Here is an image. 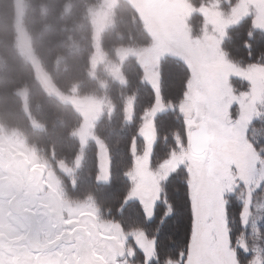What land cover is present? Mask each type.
Returning a JSON list of instances; mask_svg holds the SVG:
<instances>
[{
    "label": "rangeland",
    "instance_id": "rangeland-1",
    "mask_svg": "<svg viewBox=\"0 0 264 264\" xmlns=\"http://www.w3.org/2000/svg\"><path fill=\"white\" fill-rule=\"evenodd\" d=\"M70 1L66 0L65 2L64 10L66 12L71 8ZM124 1L137 12L144 30L150 37V42L145 46L123 45L122 43L127 41L119 33L114 37L117 39L112 40L115 47L110 48L107 53L104 50V37L107 32L116 29L117 9ZM227 3L229 0H211L204 5L195 7L191 0H91L86 9L91 27L92 44L88 76L97 84L98 90L81 93L78 85L66 89L58 87L52 76L45 70L33 46L34 33L24 24L29 2L13 0L14 46L22 57L23 63L28 62L33 71L34 80L45 92V95L55 98L63 106L64 104L70 105L74 114L78 116L77 127L73 133L70 132L78 149L75 147L76 150H72V162L67 163L64 160L51 159V156L54 157L53 151L43 152L37 148L35 142L32 143L29 140L28 130L23 124L22 116L20 119L17 118L18 124H15L16 121L9 116L8 110L3 111L1 104L8 103L10 100L6 92L3 91V86L5 87L7 82L0 76V88H2L0 93V182H7L9 178H12L23 186L38 184L48 191L59 190V195L65 203L87 212L82 214L84 217L116 225L114 234H118L122 241H126L130 246H134L137 240L143 243L146 238H149H145L143 234L150 233L149 230L145 227L135 228L133 223L130 224L124 220L122 213L130 204L137 203L141 209L140 215L147 223L144 207L146 183L150 177L158 175L161 167L172 158L173 152L167 161H162L158 166H155L153 162L155 146L159 137L156 120L162 114L178 109L182 102L175 105L162 100L161 62L171 58L184 66L175 48L166 44L165 39L173 35L190 36L194 41L209 48L216 60L238 69L248 70L264 64V58L258 59L261 55L264 57V42L258 41V36H264V0H235L233 6L225 8ZM198 18L202 20L200 33L194 35L191 21ZM240 25H243V30L251 28V33L247 32L249 37L247 44L245 48L243 47L247 52L243 56L239 55V58L246 59V64L230 60L223 48L230 30ZM196 26L198 28V25ZM234 35L237 40L239 38L237 33ZM253 39L255 42L252 41ZM242 40L235 42L245 45L247 37H242ZM232 51L234 53V50ZM2 58L0 55V65L4 62ZM130 59L134 60L141 68L140 83L150 88L155 100L154 104L146 111L137 113V138L130 145L132 164L126 172L130 187L117 206L119 214L114 219H110L101 212L100 197L97 198L101 194L98 193L96 197L93 194L96 189H99L97 187L99 184H108L112 179L111 156L104 141L96 136L95 130L102 118L110 120L115 112L116 105L112 100L113 95L110 90L113 85H116L117 89L120 88L119 95L122 97L123 109L121 110L122 122L131 124L134 120L135 105L138 102L137 91L133 90L130 94L123 92V90L127 91V87L130 88L131 81L124 72L126 62ZM11 75L16 76L14 69H9L7 77L4 78L9 80ZM232 83L237 89L244 87L243 83L237 79H233ZM15 84L16 87H20L22 83L15 82ZM15 91L16 97L20 100L21 113L28 118L30 128L44 129V124L38 121L35 116L39 102L31 100L30 90L25 87ZM40 109L41 112H44L43 108ZM183 132L184 127L181 125L176 129L174 138L177 133L182 137ZM58 133L56 132L57 136H59ZM115 137L117 136L115 135ZM138 141L141 143H137ZM90 143L96 145L97 153L96 160L93 159L94 154L90 160L91 165L94 166L91 169L93 177L89 176L90 183H85L83 166ZM65 146H68L67 143ZM66 150L71 151L68 148ZM175 151H179L177 147ZM231 175L233 183L228 189L227 204L234 236L242 244L247 243L251 247L264 249V177H257L255 181L247 183L235 169ZM180 184L184 185V183ZM178 189L172 187L171 193L174 196L178 192V199L184 202L186 193L182 194L181 187ZM242 209L243 211H241ZM177 220L180 224L181 215ZM157 227L158 222L157 225L150 228L152 231H156ZM189 227L190 217L187 222L183 221L178 233L179 237L174 236L173 231L168 232V241L176 243L178 238L187 243L190 235ZM160 236H162L161 233ZM173 237L174 239H172ZM261 256L264 258V252L261 253ZM254 258L250 257V259Z\"/></svg>",
    "mask_w": 264,
    "mask_h": 264
},
{
    "label": "snow or ice",
    "instance_id": "snow-or-ice-1",
    "mask_svg": "<svg viewBox=\"0 0 264 264\" xmlns=\"http://www.w3.org/2000/svg\"><path fill=\"white\" fill-rule=\"evenodd\" d=\"M164 42L175 48L187 79L174 109L184 127L174 138L179 151L146 183L145 215L149 226L159 222L156 236L144 233L143 243L130 246L114 234L116 225L84 217L59 190L9 178L0 182V264H264V249L234 236L227 204L234 169L247 183L264 177V64L225 65L186 35ZM233 79L244 87L237 89ZM181 171L184 202L178 192L169 195ZM185 203L190 235L173 259L157 242Z\"/></svg>",
    "mask_w": 264,
    "mask_h": 264
},
{
    "label": "trees",
    "instance_id": "trees-1",
    "mask_svg": "<svg viewBox=\"0 0 264 264\" xmlns=\"http://www.w3.org/2000/svg\"><path fill=\"white\" fill-rule=\"evenodd\" d=\"M27 1L29 2V6L24 24L34 33L33 46L41 59L43 67L52 76L56 85L62 89L78 85L81 93L95 92L98 90L97 84L88 76L92 44L90 36L91 27L88 19V11H86V9L91 0H71V8L67 12L64 10L66 0ZM209 1L211 0H191V3H193L195 7H199ZM234 2L235 0H229V3L225 4V8L233 6ZM125 3L124 1L118 6L116 29L105 34L104 50L107 53L110 48L112 49L115 47V45L112 44V40H116L117 38L115 39L114 37L118 36L119 33L123 35L125 41H127L122 43L123 45L145 46L150 42V37L144 30L142 21L137 16V12L134 8H131V6ZM201 21L200 18L192 19L191 25L194 35L200 33ZM12 25L13 0H0V55L3 57L2 59H4V62L0 65V76L7 82L6 86H3V91L6 92L11 102V104L10 102L2 103V109L3 111L8 110L9 116L15 121L18 117L20 119L22 116L23 124L28 130L29 140H31L32 143L35 142L34 144L36 147L40 148L43 152L53 151L52 155H54V157L51 156V159L64 160L67 163H71L73 155L72 150H76L77 146L70 132L73 133L76 129L79 118L74 114L70 105L64 104L63 106L55 98L47 97L45 92L36 83L31 67L28 62L23 63L22 57L14 46V31ZM196 25H198V28ZM242 27L243 25H240L230 30L223 48L230 60L246 64V59L243 57L239 58V55L243 56V54L247 52L243 47L245 48L247 44L249 38L247 32L251 33V28L243 30ZM50 32L51 34H49ZM235 33H237L239 37L237 39L238 42L243 41L242 37H247L245 45L235 42L237 41L234 38ZM258 37V41L262 40V42H264V36ZM252 41L255 42V39ZM232 50H234V53ZM262 58L264 57L261 55L258 59L262 60ZM259 60L257 61L259 62ZM160 67L162 100L166 103L171 102L178 105L182 101L187 71L179 61L171 58L163 60ZM9 69H14V74L16 73V76L11 75L9 76L11 79L6 80L4 77H7ZM124 72L131 83L130 88L127 87V91L123 90V92L130 94L133 90L137 91L138 102L135 105L134 120L131 124L122 122L121 110L123 109L122 97L119 95L120 88L117 89L116 85H113L110 90H112V100L116 105L115 112L110 120L102 118L96 125L95 130L96 136L104 141L108 148L109 155L111 156L110 173L112 179L108 184H99V186H97L99 189H96V192L93 194L95 197L98 193L101 194L97 196V198L100 197L101 212L106 218L110 219H114L119 214L117 206L121 198L123 199L122 196L127 193L130 187L126 172L132 164L130 145L132 141L137 138V113H142L143 110L146 111L147 108L154 104L155 100L150 88L140 83L142 71L134 60L130 59L126 62ZM15 82L22 84L20 87H16ZM25 87L30 90L31 100L39 102L37 106L38 109L35 110V116L38 121L44 124V129L35 130L34 128H30L29 120H27L28 118L21 113L20 100L16 97L15 90ZM1 92L2 88H0V93ZM40 108H43L44 112H41ZM15 124H18V122L16 121ZM156 125L159 137L155 146L153 162L155 166H158L162 161L167 160L171 153L175 151L176 143L174 140V133L176 129L183 125V122L179 112L174 110L159 116L156 120ZM56 132H59V136L56 135ZM115 135L117 137H115ZM63 140L65 142H62ZM65 143H67L68 146H65ZM137 143L141 142L138 141ZM67 148L71 151H67ZM96 153V145L90 143L83 166L85 183H90L89 176L93 177V174L91 175V169L94 166L91 165L90 160L93 154V159L94 161L96 160ZM184 181L185 176L181 171L176 176V179L172 181V187L177 190H179L178 187H181L183 189L182 194H184L186 193L185 189L180 184H183ZM110 190H114L115 192H109ZM65 192L67 193V190H65ZM169 195L173 196L171 192ZM128 210L131 211L128 213ZM140 211L139 205L137 203H132L123 211L124 214L122 213V216L128 223H133L135 228L145 227L148 229L150 233H147V237L152 238L156 236L158 227L156 231H152V228H150L151 226L143 220ZM180 215L181 221L180 224H178L179 220H177V218ZM188 218V209L186 204H184L183 210H178L176 216L171 219L175 221H169L164 226L161 232L162 236L159 237L157 242V246L162 255L169 254L175 259V253L186 246V243L178 238L176 239L178 240L176 243H170L167 236H169V231H173L174 236L176 235L179 237L178 233L180 232L183 221L187 222ZM172 239H174V237Z\"/></svg>",
    "mask_w": 264,
    "mask_h": 264
},
{
    "label": "crops",
    "instance_id": "crops-1",
    "mask_svg": "<svg viewBox=\"0 0 264 264\" xmlns=\"http://www.w3.org/2000/svg\"><path fill=\"white\" fill-rule=\"evenodd\" d=\"M167 161V160H166ZM83 206V205H82ZM80 210V209H79ZM80 212L83 214H86L87 212L86 211H82V210H80Z\"/></svg>",
    "mask_w": 264,
    "mask_h": 264
}]
</instances>
